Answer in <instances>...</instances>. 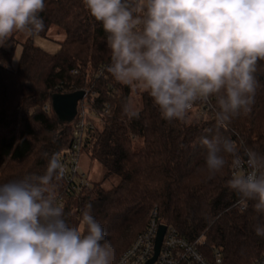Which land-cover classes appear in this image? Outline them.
<instances>
[{"label": "trees", "instance_id": "trees-1", "mask_svg": "<svg viewBox=\"0 0 264 264\" xmlns=\"http://www.w3.org/2000/svg\"><path fill=\"white\" fill-rule=\"evenodd\" d=\"M40 16L45 29L34 37L45 38L52 27L64 33L55 53L42 51L28 36L12 69L14 34L0 45V183L42 174L44 153L61 156L69 149L73 126L59 124L51 96L90 90L96 94L97 111L103 103L110 105L83 149L103 174L89 188L65 198L68 222L78 224L85 203L91 201L117 260L156 209L159 221L186 240L203 237L201 252L209 261L212 250L219 251L220 264L258 259L264 253V236L256 234L255 226L264 224V213H256L251 205L241 213L235 206L237 196L226 186L231 168L211 177L203 162L201 139L215 134V120L192 114L189 123H169L144 91L139 117H127L122 106L130 88L107 72L105 33L83 0H45ZM258 76L261 87L251 111L220 132L264 153V61L258 63ZM45 105L50 106L48 112ZM63 191L62 181L59 194Z\"/></svg>", "mask_w": 264, "mask_h": 264}, {"label": "clouds", "instance_id": "clouds-1", "mask_svg": "<svg viewBox=\"0 0 264 264\" xmlns=\"http://www.w3.org/2000/svg\"><path fill=\"white\" fill-rule=\"evenodd\" d=\"M101 24L110 50L106 70L118 83L143 90L161 118L189 123L196 105L214 115L216 132L201 139L211 177L226 181L242 213H264V153L220 132L251 111L264 61V0H83ZM45 0H0V45L14 33L45 29ZM124 115L138 118L131 98ZM207 131H212L208 129ZM42 174L0 183V264H115L116 250L85 203L70 224L59 194L66 166L43 154ZM255 232L264 236V224Z\"/></svg>", "mask_w": 264, "mask_h": 264}, {"label": "built area", "instance_id": "built-area-1", "mask_svg": "<svg viewBox=\"0 0 264 264\" xmlns=\"http://www.w3.org/2000/svg\"><path fill=\"white\" fill-rule=\"evenodd\" d=\"M58 89H61V86ZM82 92L83 98L77 103L75 117L70 123L73 131L69 149L60 156L66 166V176L63 180L64 191L60 195L63 204L65 198L76 195L91 186L80 168V154L96 125L110 111L108 103H103L101 111H97L94 107L96 94L90 90ZM43 110L48 112L50 106L45 105ZM191 114L197 117L209 116L214 119L211 110L203 105H196ZM231 175H233L232 169ZM161 225L165 226V231L158 254L152 264H220L219 251L212 250V261H209L201 252L204 245L203 237L194 241L186 240L175 228L159 221L156 209L150 211L145 227L135 236L130 246L119 255L115 264H146L155 254V239ZM251 264H264V253Z\"/></svg>", "mask_w": 264, "mask_h": 264}, {"label": "rangeland", "instance_id": "rangeland-1", "mask_svg": "<svg viewBox=\"0 0 264 264\" xmlns=\"http://www.w3.org/2000/svg\"><path fill=\"white\" fill-rule=\"evenodd\" d=\"M14 37H15V40L17 42V46H16V49H15V52L13 54V58L11 61L12 69H14L16 67L18 54H19L20 49H21V44L26 40L28 35L21 33V32H16V33H14ZM63 39H64L63 31L57 27H52L48 31L45 38L34 37L33 38V44L36 47H38L39 49H41L42 51L48 52L46 50H53L55 47L58 46L59 42H61ZM49 52L51 54L54 53V51H49ZM141 92H143V90H134V89L130 88L129 98H131V100H132V102H133V104L137 110H139L141 107V100H140V93ZM80 168L90 182L99 181L101 179L102 174H103L101 166L99 164H97L96 162L90 161L84 150H82L81 154H80ZM105 187H108V185H105Z\"/></svg>", "mask_w": 264, "mask_h": 264}, {"label": "water", "instance_id": "water-1", "mask_svg": "<svg viewBox=\"0 0 264 264\" xmlns=\"http://www.w3.org/2000/svg\"><path fill=\"white\" fill-rule=\"evenodd\" d=\"M84 93L77 91L70 94L64 95H52L51 96V108L58 117L59 124L69 125L75 117L77 103L83 98ZM165 231V226H159L158 233L155 239V254L146 264H152L155 260L161 240Z\"/></svg>", "mask_w": 264, "mask_h": 264}, {"label": "crops", "instance_id": "crops-1", "mask_svg": "<svg viewBox=\"0 0 264 264\" xmlns=\"http://www.w3.org/2000/svg\"><path fill=\"white\" fill-rule=\"evenodd\" d=\"M58 50V46L57 47H55L53 50H46V51H48V52H46V53H50L49 51H54V53L56 52ZM20 51H21V49H20ZM51 54V53H50ZM19 55H20V52H19V54H18V58H19ZM17 61H18V59H17ZM17 64V63H16Z\"/></svg>", "mask_w": 264, "mask_h": 264}]
</instances>
